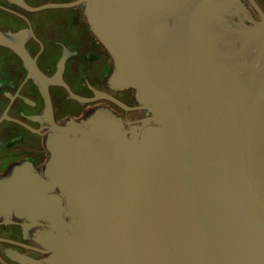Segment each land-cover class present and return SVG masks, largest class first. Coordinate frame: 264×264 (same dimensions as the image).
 Instances as JSON below:
<instances>
[{"label": "water", "instance_id": "water-1", "mask_svg": "<svg viewBox=\"0 0 264 264\" xmlns=\"http://www.w3.org/2000/svg\"><path fill=\"white\" fill-rule=\"evenodd\" d=\"M141 116L53 123L0 210L46 221L29 264H264V13L243 0H76ZM124 108L126 104L113 98Z\"/></svg>", "mask_w": 264, "mask_h": 264}, {"label": "flooded vegetation", "instance_id": "flooded-vegetation-1", "mask_svg": "<svg viewBox=\"0 0 264 264\" xmlns=\"http://www.w3.org/2000/svg\"><path fill=\"white\" fill-rule=\"evenodd\" d=\"M75 1L0 0V178L23 164L44 172L50 157L45 140L53 123L85 118L100 107L125 119L141 116L131 90L108 86L112 59L81 6L36 9ZM243 1L261 19L264 0ZM46 229L43 219L0 210V264L48 257Z\"/></svg>", "mask_w": 264, "mask_h": 264}]
</instances>
